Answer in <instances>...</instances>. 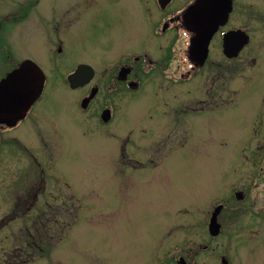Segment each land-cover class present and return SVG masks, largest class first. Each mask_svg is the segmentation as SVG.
I'll use <instances>...</instances> for the list:
<instances>
[{"label": "rangeland", "instance_id": "obj_1", "mask_svg": "<svg viewBox=\"0 0 264 264\" xmlns=\"http://www.w3.org/2000/svg\"><path fill=\"white\" fill-rule=\"evenodd\" d=\"M22 1L0 0V15ZM69 1L35 7L49 12L53 49L44 54L45 38L34 25L41 14L23 13L16 24H3L1 44L9 49H0V78L22 58L38 62L47 79L34 110L44 113L48 124L39 134L25 128L31 123L25 119L20 128L0 135V264H153L156 238L161 251L183 243L171 253L195 264H221L222 254L229 264H264V133L244 130L249 101L226 103L221 120L218 111L206 114L210 128L194 123L186 143L176 148L168 128H160L158 145L157 134L150 133L153 93L130 97L125 118L112 123V137L80 131L79 120L69 114L80 91L66 85L67 61L109 39L95 30L91 1L89 6ZM250 88L264 89V84ZM174 89L162 84L157 96L171 99ZM158 110L169 106L160 102ZM126 122L130 132L122 133ZM127 135L126 153L143 165L122 166L121 173L116 171L119 143ZM26 151L33 159L29 181L21 176L29 161ZM148 158L158 160L151 165ZM29 185L39 186L34 196L24 195ZM237 189L244 194L241 200L233 196ZM217 202L224 203L218 215L222 231L211 238L207 223Z\"/></svg>", "mask_w": 264, "mask_h": 264}, {"label": "flooded vegetation", "instance_id": "obj_2", "mask_svg": "<svg viewBox=\"0 0 264 264\" xmlns=\"http://www.w3.org/2000/svg\"><path fill=\"white\" fill-rule=\"evenodd\" d=\"M47 1L20 2L27 9L26 14H41L34 25L35 28L39 26L38 30L41 28L45 38V46L40 49L43 54L53 49L49 46L47 29L49 12L40 13L35 7ZM88 2L96 17L95 30L105 32L109 40L107 45L96 46L89 51L82 49L75 60L67 61L71 66L67 73L81 63L90 64L94 69L93 77L88 82L69 87L80 91L77 98H72L69 109V114L73 113L79 120L80 131L99 137H112V123L125 118L130 97H149L153 93L156 105L153 113L149 114L152 120L148 128L153 136L157 134V145L160 143V128L166 127L167 133L172 134V138L174 136V148L182 146L187 140L184 141V137L187 138L194 123L201 126L203 123L209 129L206 114H216L218 111V119L221 120L220 111L228 102L249 101L245 107L247 123L244 130L247 133H264V89L250 88L253 84H264V0H83V3H79L89 6ZM19 9L0 15V49L3 23L16 24L22 19L18 14ZM44 16L46 20L42 21ZM57 40L61 42L59 37ZM57 50L62 49L58 47ZM23 59L18 60L12 68ZM67 73L64 75L66 85ZM46 79L45 73L44 86ZM162 84L175 87L171 99L157 96V87ZM44 86L22 117L15 122H0V135H9L20 128V123L25 119L31 122L25 128L41 133L48 120L44 113L34 110V107L39 105ZM93 86L97 88L95 94L85 107H81V99L89 94ZM160 102L168 105L169 110L157 111ZM104 109L106 120L102 116ZM130 128L126 122V127L120 130L129 133ZM146 133L147 130H143V134ZM127 139L128 135L126 140L119 143L122 157L117 164L120 168L117 167L116 171L121 173L125 171L122 166L143 165L140 159L126 153L124 146ZM150 143L139 144L145 147ZM41 144L45 145L44 138ZM26 157L29 161H26L21 176L29 181L33 177V159L27 151ZM145 160L155 165L158 159ZM29 186L24 195L34 196L39 186L37 189ZM182 244L172 242L161 251L156 238L153 264H184L179 263L181 256L186 262L195 264L188 261L186 255L171 253L174 246ZM202 248L205 246L202 245Z\"/></svg>", "mask_w": 264, "mask_h": 264}, {"label": "water", "instance_id": "obj_3", "mask_svg": "<svg viewBox=\"0 0 264 264\" xmlns=\"http://www.w3.org/2000/svg\"><path fill=\"white\" fill-rule=\"evenodd\" d=\"M200 1V0H199ZM93 75V69L87 64H80L76 69L67 75L69 85L75 87L88 81ZM44 74L41 68L31 60H24L19 66L11 70L0 80V121H15L22 116L29 105L41 92L43 86ZM96 88L93 87L88 97L81 101V105L85 106L87 101L95 93ZM106 110L103 111V116ZM237 198L242 197L241 191H236ZM222 208V204H217L209 217L208 232L211 235H217L220 231V223L217 221V214ZM184 263V259H179ZM221 263L228 264L224 255L221 256Z\"/></svg>", "mask_w": 264, "mask_h": 264}]
</instances>
